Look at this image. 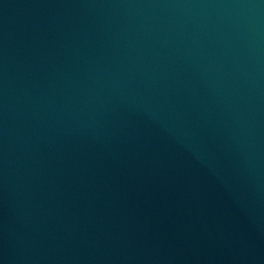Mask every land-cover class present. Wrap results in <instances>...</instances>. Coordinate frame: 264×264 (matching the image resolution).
<instances>
[{
  "label": "water",
  "instance_id": "95a60500",
  "mask_svg": "<svg viewBox=\"0 0 264 264\" xmlns=\"http://www.w3.org/2000/svg\"><path fill=\"white\" fill-rule=\"evenodd\" d=\"M0 264H264V0H0Z\"/></svg>",
  "mask_w": 264,
  "mask_h": 264
}]
</instances>
